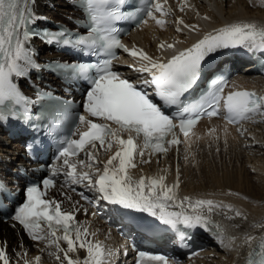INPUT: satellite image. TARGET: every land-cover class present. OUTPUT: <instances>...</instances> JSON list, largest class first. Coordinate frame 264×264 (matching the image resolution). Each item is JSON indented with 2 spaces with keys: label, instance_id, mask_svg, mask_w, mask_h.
Returning <instances> with one entry per match:
<instances>
[{
  "label": "snow or ice",
  "instance_id": "1",
  "mask_svg": "<svg viewBox=\"0 0 264 264\" xmlns=\"http://www.w3.org/2000/svg\"><path fill=\"white\" fill-rule=\"evenodd\" d=\"M125 0H83L88 12V34L74 36L69 35L64 29L49 31L40 29L33 31L29 25L33 24L38 16L34 12L35 0H0V122H5L9 117L28 122L37 138L28 145L29 150H42L43 140L39 137L45 131L52 129L44 123L47 117L37 115L35 119L39 123H32L33 117L29 115V108L40 105L46 96L50 94L37 91L35 100H32L19 91L15 77L26 75L28 67L39 68L32 58L31 41L34 38H42L46 43L59 44L62 47L69 46L74 50L84 51L89 55L104 53L114 56L115 49H123L131 56L147 62L140 68L130 66L134 71L147 74L148 78L138 83L131 82L128 77H123L112 70L111 60L105 59L95 63L57 64V70L65 76L73 79H86L90 88L86 93L83 107L87 115H78L73 120V130L64 137L60 145L58 159L63 160L67 171V178L73 184H83L85 188L93 191L97 205L103 202L105 205H115L122 209L148 213L157 218L160 223L175 230L178 226L184 229L195 230L203 228L210 230V219L203 215L199 209L207 206L211 213L214 207L212 200L199 199L193 203L189 197L180 200L175 192L179 185L171 187L163 183L164 178H150L146 184L145 177L133 180L128 169L134 168V153L143 151L135 142L136 137L142 134L144 147L149 146L156 152L167 151L166 145H178L181 141L175 138L174 129L179 127L184 136H188L191 129L202 115L209 117L220 114V105L226 113L229 123H239L249 119L252 115L264 111V96H257L254 92L241 90L230 91L224 94L227 80L224 77L217 78L209 87V92L200 104L192 108H185L177 115L169 116L164 110L165 105H178L182 93L190 89L199 79L204 62L222 49L243 47L249 52H264V28H257L250 23H235L226 25L216 30L214 34H206L202 39L190 47L176 52L166 62L154 61L142 50H129L119 39V33L113 27L112 22L123 19L125 16L120 12L119 6ZM146 8L138 9L139 13H147L148 17L154 18V11L163 12L160 4L154 0H144ZM137 20V23H140ZM157 24L163 21L157 20ZM183 23V21H179ZM185 27H194L185 25ZM179 30V29H178ZM161 48L164 45H160ZM171 48L173 45H167ZM94 73V74H93ZM154 87L155 95L163 104L155 102L149 95L147 88ZM57 105L64 102L56 97H50ZM19 106V107H17ZM48 111V110H45ZM191 113L190 118H184ZM89 117L98 118L103 122H94ZM61 116L53 118L54 127ZM179 120V124L173 121ZM118 126L112 128L110 123ZM79 125H85V131L78 132L79 139H71L76 135ZM127 132V139L120 133ZM169 135L174 138L166 139ZM113 143L119 147L116 152L109 156L103 165V170L96 168L95 172H77V164L71 157L85 153L88 156L87 167L94 168L98 164L97 153L89 152L93 149H111ZM118 162V163H117ZM149 162V161H142ZM79 165L85 166V161L80 160ZM57 173L53 171L51 176L44 177L39 184L33 183L26 188L25 202L16 206L13 220L18 221L33 240H49L55 243L58 251L63 252V259L67 264H80L79 260H72L69 253L76 251L77 247L87 248L90 259H85L84 264H106V253L102 246L87 241V230L83 233L75 222L76 214L80 208L73 205L70 209L62 208V201L55 198L48 200L38 195L40 184L47 190L54 186V178ZM157 186L159 193H157ZM82 198L88 199L86 196ZM70 202L71 198L66 197ZM91 203V201H89ZM185 202L191 208V212L185 210ZM180 209L179 211L169 210ZM85 212L87 210L85 209ZM239 215V213H237ZM41 223L47 225L48 233L40 234ZM56 230H62V237L56 235ZM181 241L185 239L180 236ZM64 241L67 248L61 247L59 241ZM250 243L252 237H248ZM182 246H186L183 245ZM249 254L247 264H264V237H261L259 258L255 261ZM61 259L59 255L56 257ZM40 257H36L39 261ZM0 262L11 264L6 249L0 247ZM24 264H28L25 260ZM136 264H169L162 255H152L145 251H139Z\"/></svg>",
  "mask_w": 264,
  "mask_h": 264
},
{
  "label": "bare ground",
  "instance_id": "2",
  "mask_svg": "<svg viewBox=\"0 0 264 264\" xmlns=\"http://www.w3.org/2000/svg\"><path fill=\"white\" fill-rule=\"evenodd\" d=\"M50 5L54 6V10L48 9ZM163 6L167 26L160 31L149 24L136 32L131 40L138 50L147 53L154 61H162L166 56L174 54L199 32L206 33L235 23L264 25V0H164ZM35 8L38 12L47 8L57 19L68 12V5L63 0H36ZM162 44L163 48L160 47ZM167 45L173 47L169 48ZM234 83L238 87L264 91V77L243 75L238 76ZM260 114V118L255 115L238 127H229L216 120L199 123L187 137L180 138L178 150L170 148L161 157L159 165H155L154 161L138 165L134 161L136 166L130 172L139 177H163V183L169 187L177 183L178 177L179 191L176 194L180 200L189 197L193 203L203 199L212 200L219 205L211 213L207 206L199 209L221 221L223 228L217 233L218 239L216 242L207 241L208 247L202 251L201 256L181 264H242L251 246L264 237V111ZM248 126L249 130L244 131ZM1 145L2 151L11 154L18 148L17 143L6 137L0 139ZM118 147L115 143L111 149H101V155L96 157L98 164L92 169L86 166V157L85 166L79 172H95L96 168L102 171L104 163ZM217 149L221 166L215 160L218 158ZM180 161L186 163V172L182 175ZM233 161H237V164H232ZM75 188L91 197L94 195L83 184ZM75 188L68 189L64 186L58 190L65 193H57L59 201L63 202V209L79 204L76 203ZM66 197L71 198L70 202ZM185 206L189 208L187 202ZM75 221L83 233L87 220L82 217V212L81 215L79 212L76 214ZM1 231L6 245L0 244V247L6 249L11 264H24L25 260L28 264H67L63 259V252L57 250L55 243H49L50 238L41 243H25L18 237L16 230L6 223L0 224ZM92 231V236L87 234V241L93 245L99 243L104 250L108 242L103 241L101 230L93 227ZM249 236L252 237L250 243L247 241ZM60 244L62 248H67L66 242L61 240ZM57 255L61 259L58 260ZM68 255L74 261L79 260L80 264H84L85 259H90L86 247H77L76 251ZM36 257H40L39 261Z\"/></svg>",
  "mask_w": 264,
  "mask_h": 264
},
{
  "label": "rangeland",
  "instance_id": "3",
  "mask_svg": "<svg viewBox=\"0 0 264 264\" xmlns=\"http://www.w3.org/2000/svg\"><path fill=\"white\" fill-rule=\"evenodd\" d=\"M259 118L261 117V116H258ZM251 126V125H250ZM250 126H248V127H245L243 130L244 131H248L249 130V128H250ZM220 149V148H219ZM219 149H217V155H218V158L217 159H215L216 160V162H218V164L221 166L222 164H221V157H220V155H219ZM253 152V151H252ZM252 152H249L250 154H252ZM199 161H201V158H200V160ZM183 161H180V174L182 175L183 173H185L186 172V168H185V162H183ZM225 164V163H224ZM232 164H237V161H233L232 162ZM204 258H205V256H203ZM203 257H201V258H203ZM201 258H198V260H200ZM209 258V257H208ZM206 259V258H205ZM203 260V259H202ZM205 262V261H204Z\"/></svg>",
  "mask_w": 264,
  "mask_h": 264
}]
</instances>
